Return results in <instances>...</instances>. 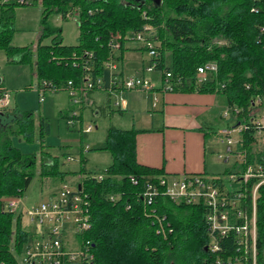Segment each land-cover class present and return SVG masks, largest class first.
<instances>
[{
  "label": "trees",
  "instance_id": "1",
  "mask_svg": "<svg viewBox=\"0 0 264 264\" xmlns=\"http://www.w3.org/2000/svg\"><path fill=\"white\" fill-rule=\"evenodd\" d=\"M30 1L0 0V50L7 61L28 65L34 71L37 88L43 92L66 91L68 82L77 88L89 80L93 86L77 95L79 103H73L68 96V108L60 112L66 127L80 135V167L76 170L62 169L60 158L46 150L49 123L45 117L39 116L36 121L32 112L0 110V264H18L27 244L38 237L23 228L21 203L16 211L4 208L6 200L20 199L27 190L37 158L41 179L63 182L68 177L80 178L76 186L89 200L90 228L77 235L75 242L79 245L81 240H87L92 244L91 264H208L211 255L206 248L210 237L205 205L173 203L162 193L151 204L143 201L148 182L170 176L162 169L137 162L135 137L140 131L107 125L101 150L109 153L110 164L102 174L93 175L84 167V154L89 151L84 137L89 132L84 131L83 123L87 119L95 125L99 117L112 118L115 112L122 111L120 106L111 109L109 101L110 95L127 91L122 86L126 79L122 74L124 44L129 35L135 38L145 26L154 27L144 38L157 53L149 62L160 72L161 83L170 74L172 92L220 96L227 115L235 121L234 127L228 128L248 125V129L237 132L238 141L231 149V154L241 155V162L235 161L223 173L235 175L238 188L223 195L224 206L233 205L235 211L250 216L252 190L260 178L250 177L244 183L242 175L248 166L264 171V146L256 149L259 134L251 123L264 112V0ZM36 4L41 8L36 44L13 45L14 9ZM53 15L62 20L74 16L76 44H63L61 28L51 24ZM116 41L120 44L118 50L109 46ZM143 49L149 52L145 43ZM107 62L116 65L109 90L102 86ZM211 63L215 71L203 77L198 74L199 67ZM0 90H4L2 86ZM224 117L221 114L219 120ZM35 125L39 154L21 153L11 138L32 141ZM62 157L65 159L64 154ZM211 179L222 191V179ZM254 203L256 264H264V182L256 189ZM158 221L163 233L156 231ZM221 243L232 246L231 238Z\"/></svg>",
  "mask_w": 264,
  "mask_h": 264
},
{
  "label": "built area",
  "instance_id": "2",
  "mask_svg": "<svg viewBox=\"0 0 264 264\" xmlns=\"http://www.w3.org/2000/svg\"><path fill=\"white\" fill-rule=\"evenodd\" d=\"M22 1V0H21ZM151 26H145L142 33H138L134 40L145 43L149 49V56L155 57L157 53L153 49L150 41H146L144 36L152 31ZM264 30V28H262ZM109 46L118 50L120 44L118 41L110 42ZM106 67L115 69V64L107 62ZM155 65L150 64L148 70H154ZM216 70L215 64H206L197 69L202 77L208 72ZM110 74V79H111ZM100 80H97L99 83ZM112 82V81H111ZM93 83L87 80L77 88H73L72 83H67L66 93L73 103H79L78 94H83L91 89ZM122 86L127 91L148 92L154 89L150 82L142 77L126 78ZM163 91H171L170 74H166L161 84ZM40 90V89H38ZM54 90V89H53ZM43 92V90H40ZM44 93V92H43ZM9 96L5 90H0V110L7 108ZM40 97V101H42ZM259 102V98L256 99ZM116 105L124 106L121 100ZM226 111L224 115H227ZM69 125L72 122H67ZM253 127L258 134L264 131V112L257 118L251 120ZM91 125H87L85 132H91ZM248 129L246 123H241L236 129H224L221 131V141L225 140L227 145V154H231L230 146L234 144L231 133L234 131ZM87 149V148H86ZM85 149V150H86ZM250 177H259L260 181L252 190V212L250 216L244 215L240 210L235 211V206H224L225 189L218 186V182L210 177L184 174L181 176L159 177L155 181L148 182L145 186L142 198L146 204H151L158 193H162L173 203L203 204L208 209L206 214V223L208 225V234L210 242L206 247L211 255L208 264H256V217H255V197L256 189L260 183L264 182V171L262 169H253L248 166L242 175V181ZM101 179V176H97ZM236 179L235 175H229V180ZM133 184H136L134 178H130ZM223 182V181H222ZM21 203L20 199H8L5 201L4 208L7 211H16ZM26 216L31 223L40 226L39 231L33 233L38 237L30 241L24 251L18 264H91L93 254L89 247L92 244L87 240H81L76 243L77 235H80L90 228L89 200L81 192V188L70 189L64 185L60 187L58 193L51 197L47 202L38 207L30 208L25 211ZM156 229L157 233H163L162 225ZM231 238L232 246L229 247L221 242L224 239Z\"/></svg>",
  "mask_w": 264,
  "mask_h": 264
},
{
  "label": "rangeland",
  "instance_id": "3",
  "mask_svg": "<svg viewBox=\"0 0 264 264\" xmlns=\"http://www.w3.org/2000/svg\"><path fill=\"white\" fill-rule=\"evenodd\" d=\"M29 2H31L29 0ZM41 8L38 4L16 7L14 9V21L12 34V44L15 46H34L39 36ZM51 24L60 27L62 30V41L65 45H74L77 42L78 28L76 19L69 17L62 20L58 15H53L50 19ZM155 30L154 27H152ZM122 74L124 78L142 77L150 82L153 87L160 86V72L157 70H148L151 57L148 51L143 49L144 43L134 40V37L129 35L128 41L124 44ZM16 60L17 57H14ZM116 66V65H115ZM111 70L105 66L103 71L102 85L107 88L109 86ZM0 79L2 88L8 92L9 100L7 109L17 108L21 112H32L35 120L39 116L45 117L49 123V133L45 136L46 149L53 156H58L62 161V169L76 170L80 167L78 153L80 150L79 133L76 130H68L65 119L60 117V111L68 108V99L66 92L63 89L47 90L42 92L36 86V78L34 71L28 65L19 64L16 62H8L3 51L0 50ZM84 96V95H83ZM133 97V92L124 91L122 94L110 95L111 109L117 108L120 97L128 99ZM42 97V101H40ZM222 102V98L219 97ZM147 104V102H145ZM222 102V106H223ZM223 107H219L210 113L222 114ZM218 113H217V112ZM87 119L83 123L84 127L91 125ZM113 125L120 128H130L133 125L132 116L125 111L115 112L112 118L96 119L95 125L92 124V131L84 137L85 145L89 146V151H86L84 157L86 159L84 167L86 171L93 175L102 174L110 164V155L107 151L101 150L104 146L105 129L107 125ZM37 125V124H36ZM34 127V138L30 142L20 140L18 137H12L11 141L21 153H33L38 155L40 150L37 126ZM212 129L216 135L211 136L207 140V164L208 170L213 175H218L224 182L226 191H234L238 188L236 181H230L228 175H224V170L232 166L235 161L241 162V155H227L226 142L220 139V129L225 127H234L235 121L232 117L225 116L223 119L213 122ZM96 127V128H95ZM209 132V130H207ZM258 143L256 149H261L264 146V134L258 135ZM231 138L237 140L238 133H231ZM69 145V146H64ZM68 147V148H65ZM234 149V144L230 146ZM69 153L73 159L65 160L62 154ZM227 158V159H226ZM39 158L37 165L34 168V177L24 192L21 200V223L24 229L30 233L39 231L40 226L31 223L25 214L26 209L38 207L47 202L53 194L57 193L59 188L67 185L72 190H76L77 178L68 177L66 181L60 182L50 179H41L38 175Z\"/></svg>",
  "mask_w": 264,
  "mask_h": 264
},
{
  "label": "crops",
  "instance_id": "4",
  "mask_svg": "<svg viewBox=\"0 0 264 264\" xmlns=\"http://www.w3.org/2000/svg\"><path fill=\"white\" fill-rule=\"evenodd\" d=\"M161 84L160 81L159 87L148 92L130 91L134 96L128 99L120 97V101H124L121 109L132 116L133 125L130 128L140 131L135 137L137 162L162 169L169 176L204 173L206 177H217L218 175H213L208 170L206 143L211 136L216 135L211 124L218 121L221 115L210 116V113L219 107L224 109L220 96L163 91ZM103 88H111V79L109 86ZM66 97L68 99L67 93ZM98 97L100 99L102 96L99 94ZM225 111L224 109L222 115ZM224 129L229 128L220 129V139ZM236 141L238 138L234 140V144ZM65 154L66 161L73 159L69 153ZM76 178L77 181L80 179Z\"/></svg>",
  "mask_w": 264,
  "mask_h": 264
},
{
  "label": "water",
  "instance_id": "5",
  "mask_svg": "<svg viewBox=\"0 0 264 264\" xmlns=\"http://www.w3.org/2000/svg\"><path fill=\"white\" fill-rule=\"evenodd\" d=\"M133 1H136V2H138V1H142V0H133ZM154 2H156V3H160V0H153ZM206 250V249H205Z\"/></svg>",
  "mask_w": 264,
  "mask_h": 264
}]
</instances>
